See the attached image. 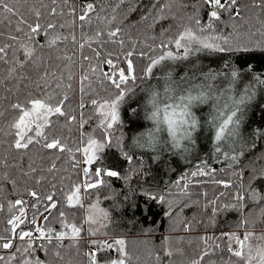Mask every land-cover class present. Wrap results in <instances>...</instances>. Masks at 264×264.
Returning a JSON list of instances; mask_svg holds the SVG:
<instances>
[{"label":"trees","instance_id":"16d2710c","mask_svg":"<svg viewBox=\"0 0 264 264\" xmlns=\"http://www.w3.org/2000/svg\"><path fill=\"white\" fill-rule=\"evenodd\" d=\"M6 2L17 14L5 13L0 9V47L9 46L6 57L8 62L0 61V81H3L0 83V113H3L0 116V235L7 234L6 229L10 227L8 219L13 213L18 214V206L9 212V203L21 198L32 201L28 192L33 190L41 196L43 203H47L43 201V197L55 191L59 201L58 208H63L69 222L81 225L82 208H68L65 203L66 195L71 192L73 184L83 180L80 170L72 168L67 152L41 149L38 145L19 153L13 149L11 143L14 135L11 133L14 129L10 128V124L19 113L12 109L11 105L44 96L45 92L54 94L55 103L66 93L69 98L65 102L67 117H50L51 124L44 131L49 141L53 138L60 139L68 148L73 149L75 157L82 160V155L76 151L82 141L86 142L89 135L100 142L105 140L96 107L101 102L111 100L118 91L110 82L101 84L97 76L92 74L91 68L99 66L103 71V67L107 65L101 61L109 51L116 53L120 57L119 60L124 61V53L134 50L135 79L127 81L120 90L125 91L132 86L135 92L145 87V84L148 86L154 77L153 73H145L151 60L158 59L165 51H174V45H167V40L174 39L175 34L182 31L185 25L193 26L190 18L195 17L197 13L201 22L206 23L209 7L203 0H159V3L157 0H124L119 7V0H68L67 4L64 0H56L55 4L52 0ZM87 2L93 3L96 9L90 14L91 23L79 20L81 8ZM238 2L241 15L237 19L232 20L227 12H223V23L215 22L220 32L231 36L234 41H251L255 44L264 40V8L254 6L259 0ZM133 7L136 11H131ZM52 8L56 9L54 15L50 14ZM160 8L165 9L163 15L166 19H158L161 15ZM73 10L75 14H70ZM37 11L41 14L39 22L42 25H56L55 29L49 30V36L59 34L61 39L53 46L41 47L44 44L43 32L35 37V43L27 38L26 33L30 32L28 25H35L37 22ZM144 15L149 18L142 19ZM112 16L116 19L108 25L106 21ZM21 20L25 23H20ZM60 25L64 27L61 28ZM18 27L20 32L16 31ZM116 28H119L120 32L114 39H122L123 48L119 43L108 41L107 31ZM96 30H103L104 34L100 38L102 43L93 42L89 46L88 38L93 36ZM73 35L75 42L72 40ZM65 37L67 39H64ZM22 43L34 48L33 58L27 62L20 48ZM81 43L85 44L83 49L80 48ZM92 48L101 52V60L96 58ZM208 54L219 59L221 65L231 62L238 68L243 66L242 70L251 69L253 73L264 76V52L259 50L244 54L243 57H229L225 53ZM85 56L89 59H84ZM111 58L116 63L119 61L116 56ZM17 60L24 62L23 68L16 66ZM12 67H16V72L9 78L8 70ZM84 75L88 76V80L83 81L87 94L80 91L81 77ZM41 77L45 79L41 80ZM38 83L40 88L36 87ZM58 84L60 87H57ZM106 89H110L112 95H109ZM82 95L85 103L83 109L80 107ZM92 99L97 100L96 106L92 105ZM260 104L261 106L255 107L251 113V135L248 144H239L229 151L231 157H235L233 151L241 148L242 151L236 155V160L223 158L222 153H215L212 158L203 154L188 164L178 166L170 162L167 165L163 161L154 162L147 153L133 147L130 140L138 126L134 125V109L130 111L128 108L129 111H125L123 119L108 131L109 143L99 154L95 165L117 172L118 177H105L109 187L90 190L91 195L84 196L86 204L91 205L99 200L100 207L109 211L110 219L103 222L106 227H100L99 235L95 237L107 241L123 239L127 253L124 257L125 264H192L205 251L212 254L205 257L202 264H210L212 261L215 264H224L229 259L235 262L236 258L230 256L223 241H220L222 249H214L212 245L216 241L206 239L208 236L216 237L228 232H242L243 236L246 231H250L253 233L251 242L258 244L260 241L255 238L264 235V201L245 200L242 212L223 211L215 218L212 217V201H216L217 207L227 203L236 204L239 209L237 193L249 195L250 185L255 192L264 193V180L253 179L254 172L258 174L264 171V99ZM73 116L75 119L69 122V118ZM81 120L85 121L82 129ZM127 157L132 158L131 162ZM53 161L57 164V170L49 173L47 169ZM31 168L36 171L31 172ZM197 170L206 174L192 177L191 173ZM25 172H29L30 176H25ZM40 177L44 179L40 184H36V179ZM185 177L190 183L188 189L183 190ZM177 181H180L179 187L176 186ZM52 184L57 186L56 189L51 187ZM224 184L229 187L225 188ZM183 191L188 194L184 195ZM145 192L154 195L164 193L172 202V207L149 199ZM109 196L112 198L108 199ZM26 211L31 215L35 209L26 206ZM169 212L171 215L167 214ZM44 216H49V213L44 212L38 216L37 222L40 221V225L45 223ZM244 221L247 223L244 224ZM47 226L60 230L58 210H53ZM15 242L25 246L24 242ZM55 243L53 241V244ZM63 244L64 247L59 249L49 246L47 253L37 248L35 258L46 260L48 264H89L88 255L86 256L90 251L89 243L82 239L76 247H71V242L67 240ZM11 251L0 249V255L7 257ZM56 252H59V256ZM167 252L171 255H166ZM118 255L115 248L98 253L102 262L116 259ZM20 259V254L17 253L14 264H20Z\"/></svg>","mask_w":264,"mask_h":264},{"label":"snow or ice","instance_id":"6c2138e0","mask_svg":"<svg viewBox=\"0 0 264 264\" xmlns=\"http://www.w3.org/2000/svg\"><path fill=\"white\" fill-rule=\"evenodd\" d=\"M53 4L56 3V0H52ZM124 0H119L117 7L119 4H122ZM204 4L209 7V11L207 13V21L206 23H202L199 13L195 17L190 18L192 20V25L186 26L182 31L179 32L178 35L174 39L167 40V45H174L175 49L182 50V55L179 51L174 54L172 51H165L158 59H152L149 66L145 69L146 74H151L153 68L159 65L162 61L166 60H184L192 55L195 51L199 49L207 50L211 53H225L231 56H241L247 54L252 51L259 50L264 52V40L255 42L253 44L251 41L243 42V41H234L231 36L225 35L220 32L219 27L215 22L222 21V13L227 12L229 18L232 20L237 19L241 15V10L239 7L238 0H203ZM64 3L67 4L68 0H64ZM159 3V0H157ZM255 7L264 8V0H259L258 3L254 4ZM155 7V5H154ZM0 9H2L5 13H10L12 15H16V11H14L13 7H11L6 0H0ZM96 9L94 4L91 2H87L81 8V14L79 15V20L81 22L87 21L91 23V13L95 12ZM131 11H136V8H132ZM165 9L160 8L161 15L158 19H166L167 17L163 15ZM50 14H56V9L52 8L50 10ZM70 14H75L74 10ZM151 15V13H149ZM40 12H36V20L35 25L29 24L28 27L30 29L29 33H26L29 41L35 43V37L39 35L41 32L45 33L44 36V44L43 46H53L57 43L58 40L61 39L59 34L54 36H49V30L55 29L56 25L52 23H48L47 25H42L40 21ZM149 18L148 15L142 16V19L147 20ZM116 19L115 16H112L111 19H108L106 23L111 25L113 21ZM20 23H25L24 20H21ZM155 23V21H154ZM61 28L64 25H60ZM17 32H20L21 29L18 27L16 29ZM120 32L119 28L115 30L107 31V38L110 43H119L120 47L123 48L124 41L122 39L116 40L118 33ZM103 30H96L93 36L88 38L87 43L89 46L93 42L102 43L101 36L103 35ZM163 34V33H162ZM264 35V33H262ZM11 39H15V37H10ZM64 39H67L66 37ZM72 40L75 42V36H72ZM193 45H197L198 48H194ZM8 45H4L0 47V61L7 63V48ZM85 47L84 43L80 44V48L83 49ZM20 48L23 50V56L25 62L33 58L34 48L30 47L28 44H21ZM92 51L95 53V56L98 60H101V52L96 48H92ZM15 55V51L13 52ZM134 50L126 51L124 53V67H120L111 57L116 56V60L120 59L119 55L116 53L109 51L106 56L102 59V64L107 65V70L101 71L100 67H92V74L96 75L100 80L101 84L105 82H110L111 86L117 89L118 91L112 96V99L106 101L105 103L99 105L101 108H106L108 111L102 113V116L108 117V122L106 124L102 123L103 130L105 132V137L109 135L107 132L108 129H112L114 125L119 123V113H118V105L119 102L124 98L125 91L120 90L122 85H124L127 81L135 79L133 73L135 71V62ZM71 59V58H67ZM84 59H89L87 56ZM15 64L19 68L24 67V62L19 60L15 61ZM227 64V63H226ZM110 70V71H109ZM16 72V67H12L8 70V77L11 78ZM237 73L235 71L231 72V77L235 80ZM115 77V78H114ZM215 80L217 77L215 74L209 73L205 76V79ZM23 79V78H22ZM45 77H41V80H44ZM71 79V76H69ZM88 80V76L84 75L81 77V88L80 91L82 94L86 93L85 85L83 81ZM264 83V81H260ZM3 83V81H0ZM37 88H40V84L36 85ZM57 87H60L58 84ZM70 87V86H69ZM109 91V95H112L110 89H106ZM31 96V94H30ZM248 96H241L237 104L242 105ZM68 95L65 93L62 99L55 100V96L53 93L45 92L44 96L30 98L25 103H14L11 105L12 109L17 110L19 113L18 117L10 124V128L14 129V132L11 133L14 135V140L11 143V147L15 149L18 153L21 151H28L33 146H39L41 149L48 150H58L60 153L67 152L69 154V158L71 161V166L73 169H79L82 174L83 180L82 182L74 183L72 186V190L69 194L66 195L65 203L68 208H75L77 206H83L82 204V196L91 195L90 190L100 189L102 187H109L105 177L114 178L118 177V173L115 171H110L106 169H102L101 167H96L98 161V153L102 152L106 146V143H101L98 139L93 138L89 135L86 146H82L76 151L82 152L83 158L75 157V152L73 149L68 148L65 144L61 142L60 139L53 138L50 141L48 140L44 129L47 128L51 124V120L49 119L52 116L59 117H67V112L65 111L66 104L65 102L68 100ZM91 103L93 106L97 105V100L92 99ZM30 105V107H29ZM80 107L83 109L85 107V103L83 100V95L81 97ZM239 109L234 110L226 120L223 121L219 125V127L215 128L214 132V141L217 142V146L215 148L216 152H220V148L218 146L220 141L225 140L227 137H235L238 135L239 129V121L235 119L233 121V117L237 116V111ZM3 113H0L2 116ZM37 118H39V122H37ZM75 117H70L69 122L74 120ZM85 121L81 120V127H83ZM35 125V127H33ZM229 125H232L230 128ZM192 126L195 128L196 120L193 117ZM84 135V133H82ZM191 136V133H189ZM83 144V141H82ZM60 159V157H57ZM129 162H131L132 158L127 157ZM232 160H236V157H231ZM57 170V164L55 161L52 162L51 167L47 169L49 173H52ZM35 168H31V172H35ZM206 173L202 170L193 171L191 173L192 177L203 176ZM25 176H30L29 172L24 173ZM43 177L36 179V184H40L43 180ZM253 179H261L264 180V171L260 173H253ZM189 181H187V177H185V182L183 183V190L188 189ZM177 187L180 186V181H177ZM51 187L56 189V185L52 184ZM224 187H229L228 184H224ZM241 188H243V184H241ZM184 195H187V191H183ZM28 195L32 198V201H27L24 199H17L14 202H10L8 205L9 212H12L14 208H17L18 214L13 213L11 217L8 219L7 223L10 226L6 229V235H0V249L4 250H12L10 254L5 257L0 255V264H14V261L17 260V253L20 254V264H48L46 260H41L39 258H35V252L37 248L41 251L47 253L49 251V246H53L56 249L64 247L63 242L65 240L70 241L71 247H76L78 242L83 239V225H77L74 222H69L66 218V213L62 207L58 208L59 201L56 199V192L52 191L43 197V201H47V203L42 202L41 196L36 191H29ZM145 195L148 196L149 199L155 200L160 204H167L169 208L172 207V202L166 198L164 193L160 194H152L150 192H145ZM223 195V193H221ZM111 199L112 197H107ZM236 199L240 202V208L237 209L236 204H224L222 207L216 206V201L213 200L212 204V217L215 218L219 212L228 211V210H244V201L251 200L252 202H256L257 199L264 201V193H257L254 191L253 187L249 186V195H244L241 193H237ZM26 206L35 209L29 215L28 211H26ZM42 209V210H41ZM53 210H58L59 212V223L63 229L67 231L57 230L51 226H47L50 216ZM44 212L49 213V216H44V225H37L38 216L43 215ZM87 216L86 223L89 225L88 235L89 237H93L97 234V230L92 227V225L100 224L101 227H106V224L103 223L110 219L109 211L105 208L100 207V201L97 200L95 203L91 204L86 208ZM171 215V212L167 213ZM244 224L247 221L243 222ZM38 233V235H36ZM208 241H216L212 247L214 249H222V245L220 241H223L226 244L227 252L231 257H235L236 261L233 262L231 259L224 262V264H252V261L259 256V264H264V235H260L255 239L260 241L258 244H253L251 241L253 239V233L250 231H246L242 238L237 235L235 232L223 233L220 236H208L206 237ZM19 240L24 242L25 246L18 245L15 241ZM39 241V244L37 242ZM53 241L56 243L53 244ZM90 251L87 253L89 258V264H125L124 257L127 255L125 251V241L123 239H114L112 241H100L89 240ZM235 245V246H234ZM115 248V251L119 254L118 258L101 261L99 259L98 253L104 252L109 249ZM95 249V250H91ZM59 256V252L55 253ZM212 253L205 251L204 254L197 260H194L192 264H202L204 258L211 255ZM166 255H171L170 252H167ZM210 264H215L214 261L210 262Z\"/></svg>","mask_w":264,"mask_h":264},{"label":"rangeland","instance_id":"374dc122","mask_svg":"<svg viewBox=\"0 0 264 264\" xmlns=\"http://www.w3.org/2000/svg\"><path fill=\"white\" fill-rule=\"evenodd\" d=\"M177 51L182 52V50H177L174 47L173 53L176 54ZM167 61L168 60H166L165 63H163L162 65H157L155 68H153L152 73L154 74V77L150 80L148 86H145L133 92L128 98L126 97L125 100L122 102L121 106L118 107L119 121L123 119L125 111H131L132 109H134V125L138 127L135 130L130 142L133 143V146L135 145L134 148H136L138 151H143L147 153L154 162L159 161V163H161L163 161L166 165L169 164V162L176 166L185 165L198 159L203 154H207L212 158L215 157V153L216 155L222 153L223 158L230 159L232 156L230 152L234 147L239 144H248V140L251 135V113L255 109V107H257L258 105L261 106L260 103L264 99V83L260 82L264 81V76L258 75L257 72L253 73L251 69L246 70L247 68H244L242 70L243 66H241V68H238L234 66L231 62H229V64L221 65V61L219 59L209 55L208 53H197L195 55H189L187 59L175 60V63H168ZM117 64L120 67L125 66L124 61L122 60H119ZM102 70H107V66H104ZM232 71H235L237 73L235 80H233L231 77ZM165 73L169 74L170 79H172L173 81H187L190 83H203L205 81V76L209 73H212L215 74L217 77L215 80H212V83L213 86L216 87L218 90L226 88L229 84V81L233 82L231 93L226 98L227 103H231L232 101L237 100L241 96L249 97L248 99L246 98L245 102L242 105H240L239 110L237 112L236 119L239 121V134L235 137H227L225 140L220 141L218 144L220 152L215 151L217 142L214 141V131L211 128L205 126V122L208 118L207 114L209 113V110L211 108V102H209V104L207 105L194 107L193 113L200 122V126L194 132L191 140L186 145H182L180 150L173 149L167 144L156 149L145 148L138 144L136 140L138 134L143 132L146 128L150 127V125H148L143 118V102L146 98L148 88L160 87ZM105 102L106 101L98 104V106L96 107V112L100 116L99 124L102 127V134H104L105 138V140L101 141V143L105 142L106 144H108L109 135L105 137V132L101 123L102 121L104 124L108 122V117L101 115L102 113L107 112L108 110L106 108L99 107V105ZM37 122H39V118H37ZM33 127H35V125H33ZM80 129H82L81 125ZM109 130L111 129H108L107 132ZM88 137L86 138V142L80 145V148L82 146H86ZM241 151L242 150L240 147L233 151L235 157ZM79 153L83 157L82 152ZM100 153H98V158ZM228 154L229 156H226ZM82 204L83 206H80V208H82L83 213V221L81 225H83V233H85V235L83 236V241L85 243H89L90 239L96 240L97 242L104 241L103 238L100 239V237H95L96 235H99V229L101 227L100 224L92 225V227L97 230V234L93 237H89V225L86 223V208L90 205L85 203L84 196H82ZM67 220L69 221V219ZM37 225H40V221L37 222ZM59 228L62 231H67L66 229H63L61 225L59 226ZM241 233L242 232H239L237 235L241 236L242 238ZM89 250L90 246L88 251Z\"/></svg>","mask_w":264,"mask_h":264},{"label":"clouds","instance_id":"9594fccd","mask_svg":"<svg viewBox=\"0 0 264 264\" xmlns=\"http://www.w3.org/2000/svg\"><path fill=\"white\" fill-rule=\"evenodd\" d=\"M188 25H185L186 27ZM194 27V25H193ZM179 31L175 34L178 35ZM198 48L197 45H193ZM197 53H210L207 50L199 49ZM168 63H175V60H168ZM162 61L159 65H162ZM232 81L226 88L218 90L213 86L212 80L205 79L203 83H190L173 81L169 74L165 73L160 87H149L146 98L143 102V118L150 125L143 132L138 134L137 142L145 148H158L165 144L173 149L180 150L182 145H186L192 138L194 132L199 128L200 122L195 117L193 109L196 106L207 105L211 102V108L207 114L208 118L205 126L215 132L224 120L240 105L237 100L231 103L226 102V98L232 90ZM147 86V84L143 85ZM134 88L129 86L125 90L124 98L119 102L121 106L125 97L132 93ZM238 112V111H237ZM195 117L196 126L193 128L192 120ZM236 117H233L235 121ZM231 128L232 125H229ZM191 133V136H189ZM135 147V145L133 146ZM252 264H259V256L252 261Z\"/></svg>","mask_w":264,"mask_h":264},{"label":"built area","instance_id":"2783aa9c","mask_svg":"<svg viewBox=\"0 0 264 264\" xmlns=\"http://www.w3.org/2000/svg\"><path fill=\"white\" fill-rule=\"evenodd\" d=\"M36 235H38V233Z\"/></svg>","mask_w":264,"mask_h":264}]
</instances>
